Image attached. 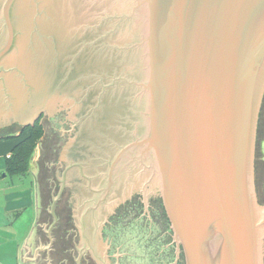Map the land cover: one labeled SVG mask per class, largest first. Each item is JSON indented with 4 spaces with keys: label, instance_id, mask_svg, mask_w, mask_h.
Masks as SVG:
<instances>
[{
    "label": "water",
    "instance_id": "95a60500",
    "mask_svg": "<svg viewBox=\"0 0 264 264\" xmlns=\"http://www.w3.org/2000/svg\"><path fill=\"white\" fill-rule=\"evenodd\" d=\"M40 118L23 263L264 264V0H0V138Z\"/></svg>",
    "mask_w": 264,
    "mask_h": 264
},
{
    "label": "crops",
    "instance_id": "0c3cea01",
    "mask_svg": "<svg viewBox=\"0 0 264 264\" xmlns=\"http://www.w3.org/2000/svg\"><path fill=\"white\" fill-rule=\"evenodd\" d=\"M18 134L11 135L15 136ZM16 142V139L0 138V177L2 179L9 176L8 174H6V176H2L1 173L6 169V159L11 155L12 148ZM33 161L31 163L30 171L27 173L31 176L30 185L23 186V182L22 184H5L2 180H0V209L2 208V213L0 215V246L9 242L14 244L12 254H10L11 256L7 254L8 250L1 248L2 251L0 250V262L5 261L8 263V259L12 258L15 261V264H25L22 262L24 245L36 222L35 177L31 171L34 163ZM9 177L12 179L14 176ZM26 207L33 209L35 214L32 216V226L29 232L25 235L21 227H19V231L17 230L16 222L23 208ZM23 213L24 212L21 214L22 218ZM1 220L3 222H1Z\"/></svg>",
    "mask_w": 264,
    "mask_h": 264
},
{
    "label": "trees",
    "instance_id": "16d2710c",
    "mask_svg": "<svg viewBox=\"0 0 264 264\" xmlns=\"http://www.w3.org/2000/svg\"><path fill=\"white\" fill-rule=\"evenodd\" d=\"M43 127L39 119L35 124L25 127L18 135H8L3 138L17 140L11 155L6 159L5 172L8 175L20 176L29 173L35 150L44 134Z\"/></svg>",
    "mask_w": 264,
    "mask_h": 264
},
{
    "label": "rangeland",
    "instance_id": "374dc122",
    "mask_svg": "<svg viewBox=\"0 0 264 264\" xmlns=\"http://www.w3.org/2000/svg\"><path fill=\"white\" fill-rule=\"evenodd\" d=\"M40 121H41V118H40ZM43 126H44V125H43ZM22 131H23V130H22ZM22 131H20V133H21ZM43 131H44V133H45V127H43ZM263 131H264V129H263ZM43 135H44V134H43ZM262 135H263V132H262ZM3 138H5V137H3ZM260 138H261V143H258L259 146L257 147V149L261 148V151H262V152H258L259 154H261V156H259V158H261V159L264 160V151H263V147H264V137H261V136H260ZM39 149H40V144H38V146H37V148H36V150H35V153H34V159H33V160H34V161H33V162H34L33 165L35 164L36 155H37V152L39 151ZM4 173H6V172L3 171V172L1 173V175L4 176ZM6 174H7V173H6ZM9 176H11V175H9ZM9 176L4 177L3 179L0 177V180H2L5 184H7V183H17V184H22V182H23V186H28V185H30V182H31V176H30V174H27V175H20V176L16 175V176H14L12 179H11V177H9ZM147 187H149V186H147ZM261 188H262V192H263V195H264V179L262 180ZM0 202H1V201H0ZM258 202H259V201H258ZM260 202H261L260 205H264V198H262ZM260 202H259V203H260ZM22 212H24V213H23V218H22V215H21ZM1 213H2V208L0 209V215H1ZM34 214H35L34 210L31 209L30 207L23 208V210L21 211V213H20V215H19V218H18V220H17V222H16L17 230L19 231V230H20L19 227H21L22 230L24 231V234L26 235V234L29 232V230H30V228H31V226H32V216H34ZM1 222H3V221L1 220ZM13 245H14V244H12L11 242H9V243H5V244H2V245L0 246V250H1V248H2V249H5V250H8L7 254L10 255V254H12ZM1 251H2V250H1ZM10 256H11V255H10ZM0 264H15V261H14L12 258H9V259H8V263L5 262V261H1Z\"/></svg>",
    "mask_w": 264,
    "mask_h": 264
},
{
    "label": "bare ground",
    "instance_id": "6f19581e",
    "mask_svg": "<svg viewBox=\"0 0 264 264\" xmlns=\"http://www.w3.org/2000/svg\"><path fill=\"white\" fill-rule=\"evenodd\" d=\"M259 202H260V201H259ZM259 202H258V203H259ZM259 204H261V202H260ZM263 239H264V237H263Z\"/></svg>",
    "mask_w": 264,
    "mask_h": 264
}]
</instances>
